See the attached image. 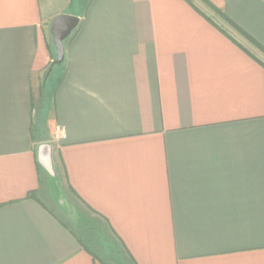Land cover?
I'll list each match as a JSON object with an SVG mask.
<instances>
[{"label": "crops", "instance_id": "1", "mask_svg": "<svg viewBox=\"0 0 264 264\" xmlns=\"http://www.w3.org/2000/svg\"><path fill=\"white\" fill-rule=\"evenodd\" d=\"M118 256L264 264V0H0V264Z\"/></svg>", "mask_w": 264, "mask_h": 264}, {"label": "water", "instance_id": "2", "mask_svg": "<svg viewBox=\"0 0 264 264\" xmlns=\"http://www.w3.org/2000/svg\"><path fill=\"white\" fill-rule=\"evenodd\" d=\"M80 24V18L76 16L61 15L56 17L50 28L53 44L56 49V57L50 67L49 73L54 68L61 67L66 59V41L72 36Z\"/></svg>", "mask_w": 264, "mask_h": 264}, {"label": "rangeland", "instance_id": "3", "mask_svg": "<svg viewBox=\"0 0 264 264\" xmlns=\"http://www.w3.org/2000/svg\"><path fill=\"white\" fill-rule=\"evenodd\" d=\"M60 70H61V67L55 68V70L52 73V76H51V78L49 80L48 86H50L52 84V82H54L55 79H58L59 78V76H60L59 75ZM103 253H105V252H103ZM117 258H119V259L113 260L111 257L110 258L105 257L103 262L106 263V264H113V263H115V264L116 263L117 264L118 263H126L127 264V261H126V257L125 256H120V257L118 256Z\"/></svg>", "mask_w": 264, "mask_h": 264}, {"label": "trees", "instance_id": "4", "mask_svg": "<svg viewBox=\"0 0 264 264\" xmlns=\"http://www.w3.org/2000/svg\"><path fill=\"white\" fill-rule=\"evenodd\" d=\"M57 68V67H56ZM54 70H55V68H54ZM53 70V71H54ZM52 71V72H53ZM52 72L49 74V76L52 74ZM126 257V261H127V264H136V262L131 258V257H127V256H125ZM104 263V262H103ZM104 264H106V263H104ZM113 264H115V263H113ZM117 264V263H116ZM118 264H126V263H118Z\"/></svg>", "mask_w": 264, "mask_h": 264}]
</instances>
